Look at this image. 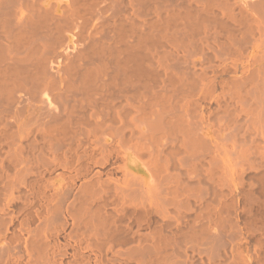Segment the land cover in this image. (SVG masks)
<instances>
[{"label": "bare ground", "instance_id": "bare-ground-1", "mask_svg": "<svg viewBox=\"0 0 264 264\" xmlns=\"http://www.w3.org/2000/svg\"><path fill=\"white\" fill-rule=\"evenodd\" d=\"M0 264H264V0H0Z\"/></svg>", "mask_w": 264, "mask_h": 264}]
</instances>
